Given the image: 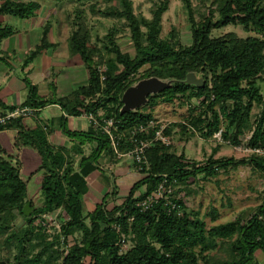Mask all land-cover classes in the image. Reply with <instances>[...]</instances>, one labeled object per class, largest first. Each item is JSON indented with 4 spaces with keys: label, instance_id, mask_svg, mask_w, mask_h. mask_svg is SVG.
Segmentation results:
<instances>
[{
    "label": "trees",
    "instance_id": "16d2710c",
    "mask_svg": "<svg viewBox=\"0 0 264 264\" xmlns=\"http://www.w3.org/2000/svg\"><path fill=\"white\" fill-rule=\"evenodd\" d=\"M82 1L75 0L79 5ZM104 1L106 7L96 9L93 3L91 12L115 17L121 26L110 29L103 39L92 40L82 7H77L71 21L68 46L83 61L86 83L65 96L42 99L37 87L24 78L29 87L25 104L39 111L55 103L67 116L92 114L99 124L104 118H113L118 121V131L128 138L131 128L156 119L152 116L155 105L176 100L187 105L189 111L185 121L168 122L166 135L172 137L174 127L180 128L185 140L195 133L208 139L220 131L222 140L240 145L248 133L246 146L252 151L238 159L209 156L201 163L177 153L170 144L154 141L145 151L147 165L140 172L142 178L131 186L127 196L110 207L109 199L104 198L94 210L85 211L86 177L97 168L102 152L118 156L101 127L89 123L87 131L70 133L84 136L79 143L58 148L48 140V126L28 123L29 118L11 119L0 124V131H16L14 152L6 151L0 143V237L6 236V244L15 241L17 264H39L44 255L49 264L52 255L61 258L60 264H257L256 253L264 254V198L249 215L239 214L208 227L199 212L187 210L183 196L190 193V183L200 175L210 178L220 170L226 172L240 165L264 176V0H196L197 8L192 0H182L190 32L187 44L174 29L161 37L162 16L169 0H158L150 18L134 12L133 0ZM201 6L204 9L200 10ZM38 8L34 1L5 0L0 4V15L28 18ZM228 25H239L252 34L245 38L233 32L212 35ZM124 28H128L134 55L123 52L117 41V32ZM48 30L45 24L40 43L25 56L24 65L51 46ZM12 33L10 26L0 27V41ZM144 66L147 68L140 73ZM191 71L203 77L202 87L184 82ZM151 76L174 81L171 87L149 95L145 105L120 114L124 90ZM192 98L199 101L198 109L192 106ZM7 109L0 102V110ZM126 138L118 141L120 154L133 147ZM86 140L95 141L96 147L77 162L74 154ZM25 148L33 149L41 158V165L27 179L20 170V155ZM30 179L38 185L31 194L27 190ZM163 181L172 189L174 208L161 199L146 209L137 205ZM26 202L33 208L28 216L22 211ZM55 214L62 221L59 228L49 231L43 215ZM206 215L215 221L218 212L212 208ZM17 216L24 220L20 227L15 224ZM39 218L45 224L36 223ZM33 238L42 245L36 254L32 251ZM121 240L127 244L125 249Z\"/></svg>",
    "mask_w": 264,
    "mask_h": 264
},
{
    "label": "rangeland",
    "instance_id": "374dc122",
    "mask_svg": "<svg viewBox=\"0 0 264 264\" xmlns=\"http://www.w3.org/2000/svg\"><path fill=\"white\" fill-rule=\"evenodd\" d=\"M58 2V13L57 22L64 24V29L59 34L60 40H64L69 34L72 26L69 25L68 21H72L77 7H82L84 15L86 16L87 22L92 29V40L96 41V38L103 39V36L108 33L112 28H119L121 22L115 17H103L97 11L92 13L90 6L96 3V9H103L108 5L104 0H83L82 4L79 5L75 0H59ZM158 0H133V10L137 15H142L145 18L151 17V11L155 7ZM194 6L198 7V2L192 0ZM182 0H169L168 9L163 13L162 16V28L161 37H166L168 33L174 29L184 44L190 41L189 24L187 22L186 12L183 7ZM200 10L204 9L202 6ZM199 18L198 12H196V19ZM6 19V20H5ZM2 23L12 25L14 27H20L23 29L25 20L16 16H6L1 18ZM1 23V24H2ZM233 32L237 36L245 38L252 33L246 32L239 25H228L221 29L213 31V36H221L225 33ZM117 41L123 52H128L134 55L135 51L131 45L128 28H124L123 31H118ZM67 42L60 43V50L67 51ZM68 55V53H67ZM108 55H110L108 53ZM65 73L59 75L56 81L58 82L59 89L61 92H68L70 88L74 86L73 81L86 79V68L83 61L79 56H74V65L64 66ZM144 66L140 69V73L146 69ZM71 77V78H69ZM84 82V81H83ZM65 84V85H64ZM52 87V86H51ZM67 88V89H66ZM195 98L191 99L192 106H196L198 109L199 103L193 102ZM191 107V106H190ZM149 110L147 108L144 111ZM189 108L187 105H180L178 101L173 103L160 102L155 105L152 109V116L158 121L165 123L168 122H182L185 121L184 116L188 113ZM48 111H44L45 115ZM257 112V109H254ZM31 119V118H29ZM28 119V120H29ZM67 120V127L69 129H80L83 130V125L79 124V127L75 126V123L82 122L84 120L78 119L77 117H71ZM170 137V146L176 150L177 153L183 152L188 159L199 161L204 163L209 156L213 158L218 157H234L236 159L247 156L251 153V149L246 146V141L250 134L246 133L242 137V143L240 145H233L228 141L222 140V137L214 135L211 138H204L200 134L195 133L188 140H185V135L181 134L179 127H174ZM13 135L14 131L4 130L0 132V142L3 148L8 152H14L13 148ZM80 136V135H77ZM21 159V176L26 178L29 174L36 170L41 165V158L39 154L33 149L26 148L20 155ZM131 159V158H130ZM115 164L108 167L110 170H114ZM37 183L33 179L27 181V190L31 194L37 190ZM190 193L183 196L187 210L191 209L200 213V216L204 218L206 224L209 226L218 223H224L235 219L239 214L249 215L252 209L264 198V176L253 171L248 166H238L237 168L229 169L226 172L219 171L218 175L210 178L199 176L197 180L190 183ZM38 196V194H37ZM36 202L38 203L37 198ZM41 200V199H39ZM214 208L218 212V217L213 221L209 215L205 216V213L210 212ZM60 212V210H58ZM56 212V213H58ZM60 214V213H59ZM50 217H55L50 215ZM50 219V218H49ZM59 219V216H58ZM56 222L49 221L47 226L50 227L49 231H53L52 227L56 226ZM16 227H20L24 224V220L21 216H17L15 220ZM77 237V235H76ZM6 236L0 237V264H17L14 259L17 254L16 243L11 241L8 244L5 243ZM72 242V238L69 239ZM31 244L33 254L40 251L42 245L37 244V239L33 238ZM224 256L223 253L220 254ZM50 259V264H60L61 258ZM257 264H264V254L261 252L256 253ZM42 261L39 264L47 263L46 255L42 256ZM45 262V263H44ZM86 264V263H85Z\"/></svg>",
    "mask_w": 264,
    "mask_h": 264
},
{
    "label": "crops",
    "instance_id": "0c3cea01",
    "mask_svg": "<svg viewBox=\"0 0 264 264\" xmlns=\"http://www.w3.org/2000/svg\"><path fill=\"white\" fill-rule=\"evenodd\" d=\"M3 1L5 0H0V4ZM14 1H34L38 3L39 8L31 17L22 18L26 22L23 29L2 23V17L12 15H0V27L10 26L13 29L11 35L0 41V102L9 108L26 105L29 87L24 78L37 87V95L42 99H55L65 96L77 85L86 83L88 77L87 70L86 79L73 81L74 86L68 92H61L65 89L60 90L56 81L59 75L65 73L64 66L74 65V56H79L78 54H72L69 50L68 37L72 28L64 40H60L59 38V33L62 30L68 29V26L64 29L65 25L57 22L56 15L59 7L57 1L59 0ZM68 22L71 26V22ZM45 24L49 26L47 41L51 46L39 51L31 62L24 65L25 56L40 43L42 29ZM61 42H67V51L60 50ZM46 110L48 112L44 115L43 112ZM62 116H65L66 119L77 117L84 120L85 124L80 123V121L75 123L77 127H79V124L83 125L84 129H69L67 127V120H63ZM27 122H38L41 125L48 126L50 130L47 135L48 140L58 148L73 147L84 136H74L70 133L73 131L84 132L89 129V122L83 114L79 116H67L62 108L55 103L41 108L37 116L29 120L27 119ZM68 130L69 133L67 132ZM12 131H14V142L16 131ZM94 147H96L95 141L86 140L82 144V149L74 154V159L78 162L81 156L89 155ZM130 158L127 154L113 156L102 152L100 158L97 160V168L86 177L88 191L84 196L85 211L94 210L95 206L100 204L104 198L109 199L107 205L110 207L114 204H119L127 196L131 186L142 178V174L138 172L133 160ZM112 164L116 165L113 167L114 170L108 168ZM143 189L144 187L139 192L143 191ZM110 194L113 195L108 196Z\"/></svg>",
    "mask_w": 264,
    "mask_h": 264
},
{
    "label": "built area",
    "instance_id": "2783aa9c",
    "mask_svg": "<svg viewBox=\"0 0 264 264\" xmlns=\"http://www.w3.org/2000/svg\"><path fill=\"white\" fill-rule=\"evenodd\" d=\"M193 102L198 103L199 101L194 99ZM37 113L38 110L27 105L15 106L4 111L0 110V124H3L11 119H16L20 117L33 118L37 116ZM83 115L86 117L89 123H92L95 128L97 126L101 127L102 131L109 137L110 143L118 156L124 155L120 154L117 151L118 141L122 138H126V135L124 133L118 131V121L113 118H104L102 119V124H99L98 120L92 114L83 113ZM167 126L168 123L158 121L152 118L147 120L145 123H139L128 131L129 136L128 138H126V140L132 143L133 147L128 150V152H126L125 154L131 157V159L136 165V169L138 170V172H141L143 166L147 165L145 151L152 142L157 141L164 145L170 144V137L164 133ZM216 135L220 137V131L217 132ZM164 184V181L161 182L151 194L146 195L145 198L138 201L137 205L143 209H146L150 207L153 203L161 199L164 200L166 205H171V207L174 208L175 203H173L170 198V193L172 189L170 186L166 187ZM43 217L47 218V224L49 221H58L56 223L55 228H59L62 219H58L57 214H55V217H50V215H43ZM42 218L37 219L36 223L45 224V222L41 220ZM126 247L127 244L124 242V240H121V248L125 249Z\"/></svg>",
    "mask_w": 264,
    "mask_h": 264
},
{
    "label": "water",
    "instance_id": "95a60500",
    "mask_svg": "<svg viewBox=\"0 0 264 264\" xmlns=\"http://www.w3.org/2000/svg\"><path fill=\"white\" fill-rule=\"evenodd\" d=\"M174 80L160 79L155 76L142 78L128 86L121 96L122 106L120 114L136 110L147 102V97L151 94L160 93L161 91L172 86ZM184 82L193 84L197 87L203 86V77L191 71L186 74ZM33 208L30 203L26 202L23 206V214L28 216Z\"/></svg>",
    "mask_w": 264,
    "mask_h": 264
}]
</instances>
